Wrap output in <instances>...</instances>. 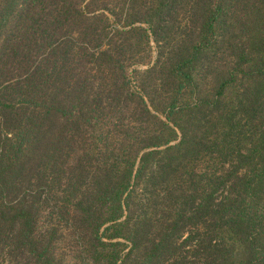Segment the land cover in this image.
Segmentation results:
<instances>
[{
  "label": "trees",
  "instance_id": "1",
  "mask_svg": "<svg viewBox=\"0 0 264 264\" xmlns=\"http://www.w3.org/2000/svg\"><path fill=\"white\" fill-rule=\"evenodd\" d=\"M0 264H264V0H0Z\"/></svg>",
  "mask_w": 264,
  "mask_h": 264
},
{
  "label": "rangeland",
  "instance_id": "2",
  "mask_svg": "<svg viewBox=\"0 0 264 264\" xmlns=\"http://www.w3.org/2000/svg\"><path fill=\"white\" fill-rule=\"evenodd\" d=\"M217 28L219 29V31L221 32L222 30H223V25H222V21H220L219 23H218V26H217ZM152 44H153V46H154V48H155V44H154V42H152ZM157 52V51H156ZM156 52H153L154 54H155V56H156ZM219 75H220V73H219ZM219 75L218 76H216L214 79H213V81H211V80H206L207 82L205 83V84H203L204 85V89H205V94H209V93H212L213 91H214V89H213V87H214V83H215V80L219 77ZM240 88H238V86H233V87H230L229 89H228V93H229V98H232L233 96H235V94L236 93H240Z\"/></svg>",
  "mask_w": 264,
  "mask_h": 264
}]
</instances>
